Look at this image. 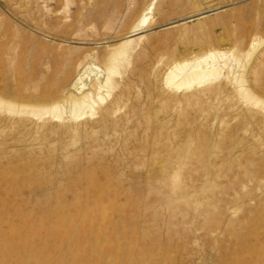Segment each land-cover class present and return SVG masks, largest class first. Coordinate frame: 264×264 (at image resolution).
<instances>
[{
    "label": "rangeland",
    "instance_id": "obj_1",
    "mask_svg": "<svg viewBox=\"0 0 264 264\" xmlns=\"http://www.w3.org/2000/svg\"><path fill=\"white\" fill-rule=\"evenodd\" d=\"M146 12L120 86L75 121L97 122L128 85L106 124L61 133L66 116L0 107V264H264V105L226 76L192 99L166 79L180 62L234 53L264 101V0H0V96L60 100L83 71L87 83L104 74ZM122 130L128 140H113Z\"/></svg>",
    "mask_w": 264,
    "mask_h": 264
},
{
    "label": "bare ground",
    "instance_id": "obj_2",
    "mask_svg": "<svg viewBox=\"0 0 264 264\" xmlns=\"http://www.w3.org/2000/svg\"><path fill=\"white\" fill-rule=\"evenodd\" d=\"M151 5L152 4H150L149 6H151ZM150 9H148V10L150 11ZM152 9H153V7H152ZM152 9H151V11H152ZM148 12L143 14L141 19L138 20L139 23L135 26L133 31L131 33H129V36L124 38L123 41L115 48L114 53L112 54V56L109 59V62L107 63L108 65L103 70L104 74H102L101 76H97V74H96L95 77L90 78L91 79V80H89L90 82L87 83L86 79H84V77H90V72H86L88 70L83 71V74L81 73V76H79L80 74L78 75L79 76L78 80H76V82L74 81L75 83L73 82L74 83V85H73L74 91H73V89L71 90L70 88H68V86H66L67 88H63L61 90L57 89V93H55V94L58 97H60V100H58L56 102H55V100H53V102H54V103L52 102L53 104H43L42 101L44 99L39 100L40 99V97H39L38 100L41 101L40 106H37L35 104H34L35 106L29 105V104L25 105L24 102H23V104H21L20 101H18V103H16V102L9 101V100L3 98V96H0V107L2 105H4V107H5V105H7L6 106L7 109L11 108L12 110L13 109L16 110L17 113L20 114V117H22L21 114L25 113L26 111L27 112L29 111L35 115L37 114V115H39V117L42 114H44V116L51 114L53 117H57V118L58 117L62 118L63 116H66L67 121H69V123L57 125L56 129L58 131L70 129L71 132L76 133L77 130L82 129V128H83V130H86V131L88 129L90 130L89 127L92 128L97 123L101 124V125L106 124L107 123V121H106L107 117L120 109L119 101H124L125 97L128 96V94H129V92H128L129 86L128 85L124 84V86L122 88H120V95L117 97V99L115 101L110 102V104L103 106V108L100 111L101 113H100L99 118L97 119V122L95 121L96 123L95 122L94 123L93 122L92 123L87 122V123H85V125L83 127H81L78 124H76L75 121L78 120L79 118L83 119V117H84L83 115H86L88 113L91 115L96 114L98 112V107H99L98 105L100 103L105 102V99L109 98V96L111 95V90H113L115 87L120 86V83L115 81V79L113 77L119 73V70H120L119 67L122 66L121 60L122 59L124 60V58L121 59V57L123 55H125L127 51H129L128 49L131 47V45L133 43H135L138 39H141L144 36L143 32L145 31V27L147 26L148 21H149L148 20L149 17L147 14ZM138 41H140V40H138ZM136 45H137V43H136ZM252 52H249V53L252 54ZM127 54H128V52H127ZM243 58L241 59V56L238 58L237 55H235L234 53H231V54L229 53V55H228V53H226V52L225 53L222 52L220 54L216 53V52H211V53H208L207 56L194 58V60H190V61H183V62H180V64L178 63L177 65H173L174 67L172 66V68H170L171 70L167 74V78H166L167 83L170 86H172L173 88H175L176 90H181V89L188 90L183 95V97L186 99H192L193 97H195V95H201L202 94V92H200L198 90L191 91V89L193 87H195V85H201V84L209 83V81H213V80L219 79L223 76H226V78L231 83L236 84L237 91L241 94V96L243 98H245V100L247 102L254 103V104H262V106H263L264 101H262V100L260 101L258 99H255L251 95V93L249 92L248 82H247V79H246L245 74H244V69L247 67V65L245 67L247 60L245 58L244 59ZM98 72H100V71L98 70ZM0 82H2V85L4 86V88H0V89H2V90H0L2 93L1 92L0 93L5 96L6 95L5 93H9V90L7 89V86L5 85V82L2 80V78H0ZM58 90H60V91H58ZM20 93H22V91ZM23 94H24V91H23ZM23 94H21V95H23ZM37 94H39V93H37ZM25 96L27 97L28 95L25 94ZM48 99L49 98H47V100ZM46 103H50V102H46ZM37 104H39V103H37ZM30 108L33 110H30ZM7 109H5V110H7ZM11 109H9L8 111H10ZM0 112H3V111L1 110ZM12 113L14 114V111ZM1 115H3V114H1ZM51 115L49 117H51ZM96 116H97V114H96ZM53 117H51V118H53ZM38 119H41V118H38ZM108 121H109V119H108ZM8 124H10V123H6V126ZM22 124L23 123H21V125ZM20 127H24V126H20ZM48 127H50V126H48ZM120 127H118L119 129H116L115 131H117V130L120 131ZM15 129H18V127ZM40 130L45 131L46 130V124L40 125ZM32 131H34V130H32ZM42 131H40V134ZM93 131H95V130H93ZM128 132H130V131H128ZM61 133H62V131H61ZM34 134H35V132H34ZM87 134H89V132ZM129 134H127V131L122 130L121 132L115 133L114 136H112L113 137L112 139L125 141L127 138H129V136H130ZM80 135H82V134H80ZM35 137H36V135H35ZM43 140H45V139H43ZM77 140H78V136L74 137V139L71 142L77 141ZM66 144H68V143H66ZM17 145H19V144H17ZM89 147L91 148V146H89ZM161 151L162 150H160V152ZM103 152H105V151H103ZM71 154H72V152H71ZM88 155H90V154H88ZM96 155H98V153ZM100 155H101V153H100ZM105 156H106V154H105ZM89 158H90V156H89ZM99 158H101V161H102V159H104L102 157H99ZM106 159H107V157H106ZM95 161L96 160H94V162ZM174 174H176V173L174 172ZM174 179L175 178H173L174 182L172 181V186L180 187L181 185H180L179 178L175 179V180ZM261 180H262V187H263V191H264V173H263V175H261Z\"/></svg>",
    "mask_w": 264,
    "mask_h": 264
}]
</instances>
